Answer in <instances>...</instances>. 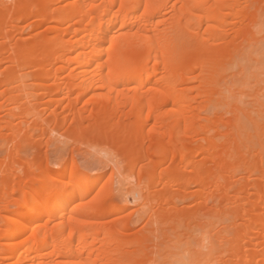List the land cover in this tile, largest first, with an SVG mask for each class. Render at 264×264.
Masks as SVG:
<instances>
[{"label":"bare ground","instance_id":"bare-ground-1","mask_svg":"<svg viewBox=\"0 0 264 264\" xmlns=\"http://www.w3.org/2000/svg\"><path fill=\"white\" fill-rule=\"evenodd\" d=\"M258 65L264 0H0V264H264Z\"/></svg>","mask_w":264,"mask_h":264},{"label":"rangeland","instance_id":"rangeland-1","mask_svg":"<svg viewBox=\"0 0 264 264\" xmlns=\"http://www.w3.org/2000/svg\"><path fill=\"white\" fill-rule=\"evenodd\" d=\"M29 31V32H28ZM30 29L27 30V33L28 35H30ZM252 75H251V78H250V85L253 87L254 91L255 92H264V67L263 66H253L252 68ZM43 86L40 87L39 89V93L43 92ZM48 100L47 97H42V102L43 103H46ZM89 108L92 107V103H89ZM49 111H46L45 112V116L47 115L46 113H48ZM49 114V113H48ZM48 116V115H47ZM24 119H27V118H20L16 121L17 126H16V129L14 131V134H13V137H17V136H21L24 132H25V124L23 122ZM50 134L46 133V135L44 134V139L42 138L41 139V142L44 144L41 143V145H39L37 147V149L39 148V150H37V152H44V153H41V155H36L35 156V162L36 164H39V161L41 162V164H45L46 166L50 167V168H53L56 166L55 165H59V166H67L68 164H70L72 161H74L75 163H77L80 168L87 172L90 176H103L104 177V182L107 186L109 187H113L115 189H117V187L119 186L118 185V182H119V175L116 173H114L112 170V167L109 166L111 164H108L107 162V159L105 157H102L101 156H105L107 155L106 153L102 154L104 151L103 147H98V146H89L86 145V141H80V142H77V143H68L65 144V146L63 145V141L64 142H68L69 140L67 139V135L68 133H62V132H49ZM53 133V134H52ZM58 133V134H57ZM57 134V135H56ZM65 135V136H61V135ZM53 135V136H52ZM67 136V137H66ZM37 138H39L38 136H36ZM47 137H50L49 139L52 141V145L50 144V140L47 138ZM54 137V138H53ZM65 137V138H64ZM46 138V139H45ZM61 138V139H60ZM53 139H55L53 141ZM45 141V142H44ZM61 141V142H60ZM48 142V145H46V143ZM66 142V143H67ZM63 143V144H62ZM49 144L51 146H49ZM62 145V146H61ZM68 147H67V146ZM53 146V147H52ZM76 146V147H75ZM67 147V148H66ZM73 147V149H72ZM77 148V149H74ZM94 147V148H92ZM69 149V150H67ZM99 149V150H98ZM102 149V150H101ZM65 150V151H64ZM72 152H71V151ZM76 150V151H74ZM79 151V152H78ZM30 152V153H29ZM47 152V153H46ZM85 152V153H84ZM31 151H28V152H22L21 155L24 157H22V160H31L29 159L31 156ZM70 153V154H69ZM100 153L102 155H100ZM86 154V155H85ZM28 155V157H27ZM107 157H112L111 156V153L110 155ZM87 158V160H86ZM92 158H94L92 160ZM105 158V159H104ZM108 158V159H109ZM97 161H96V160ZM106 160V161H105ZM34 162V157H33V160H31ZM93 162V163H92ZM107 162V163H106ZM110 162V161H109ZM49 163V164H48ZM95 163V164H94ZM106 163V164H105ZM105 166V167H104ZM112 171V172H111ZM114 173V175H113ZM111 176V177H109ZM107 178H110L107 179ZM99 187H97L96 189H98ZM120 195L117 190H116V196H114V199L115 200H120ZM122 198V197H121ZM123 200V199H122ZM199 200V199H198ZM124 201V200H123ZM122 201V202H123ZM121 202V200H120ZM121 202V203H122ZM76 203H74L75 205ZM130 206H128V208L123 212V215H128V214H131V212H133L134 210H136V208L134 207L135 204L132 202L131 198H130V203H129ZM134 205V206H133ZM135 216V215H134ZM142 227V225H139L138 228L136 230H139L140 228ZM188 239H184L183 241H181L179 244L182 245L183 247H187V244H188ZM182 248V247H181ZM185 254H187V250L184 251Z\"/></svg>","mask_w":264,"mask_h":264}]
</instances>
